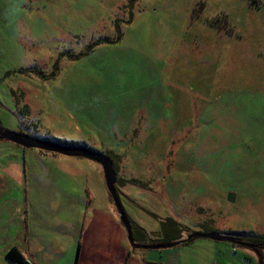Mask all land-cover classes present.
Listing matches in <instances>:
<instances>
[{"label": "rangeland", "instance_id": "374dc122", "mask_svg": "<svg viewBox=\"0 0 264 264\" xmlns=\"http://www.w3.org/2000/svg\"><path fill=\"white\" fill-rule=\"evenodd\" d=\"M0 121L108 151L117 182H144L117 186L149 229L173 216L191 230L264 233V0H0ZM52 155L62 154L0 140V165L17 157L28 174L12 181L30 188L41 244L55 235L51 210L85 203L77 167L91 189L102 169ZM195 240L201 264H253L257 253Z\"/></svg>", "mask_w": 264, "mask_h": 264}, {"label": "crops", "instance_id": "0c3cea01", "mask_svg": "<svg viewBox=\"0 0 264 264\" xmlns=\"http://www.w3.org/2000/svg\"><path fill=\"white\" fill-rule=\"evenodd\" d=\"M48 159L57 160L61 164L66 161L74 164L84 162L81 156L64 154L52 155ZM99 168L98 166V170ZM23 170L24 167L20 165L17 157L8 159L0 165V264H24L7 258V252L11 248H16L28 264H201L199 251L202 250L203 242H197L195 240L197 238L164 249L133 248L112 204L102 169L97 173L98 177H92L95 184L91 189L86 179L90 177H86L79 166L77 167L78 177L72 184L78 198L83 197L82 200L85 203L80 207L78 203H75L65 209L59 206L51 210L53 213L51 231L55 235L44 240V244L39 243L31 232L30 188L25 187L23 188L25 191L20 190L19 184L12 181L21 178L22 181L28 180V174ZM84 176L86 178L79 180ZM81 185L86 191L84 195L77 193ZM41 190L44 188L40 186L36 188V195L40 196ZM97 196L101 198V203H95ZM26 200H28L27 205ZM63 210L70 212L71 217L60 215L59 212ZM137 222L147 232L159 230V223L149 229L144 223ZM210 246L221 251L223 249L216 240ZM211 258L209 257L207 262L203 257L202 264H221ZM257 258L258 264H263L264 259H260L258 252L249 257L253 264L257 263Z\"/></svg>", "mask_w": 264, "mask_h": 264}, {"label": "water", "instance_id": "95a60500", "mask_svg": "<svg viewBox=\"0 0 264 264\" xmlns=\"http://www.w3.org/2000/svg\"><path fill=\"white\" fill-rule=\"evenodd\" d=\"M0 140H9L24 148H38L41 150H48L61 153L67 156H81L89 158L99 163L103 170L104 181L108 193L113 202V206L118 214L121 223L124 225L127 238L133 248L142 249H164L176 246L186 241L195 238H209L216 241H228L233 244L243 245L250 248L257 246L254 242L242 240L237 235L228 232H220L218 230H186L182 236L166 242H139L133 237V229L129 215L127 214L123 202L121 200L120 191L117 186V171L115 169L114 161L106 152L98 151L84 145H70L57 142L44 137L34 136L29 133L3 128L0 130ZM235 194L230 193L229 200L234 201Z\"/></svg>", "mask_w": 264, "mask_h": 264}, {"label": "trees", "instance_id": "16d2710c", "mask_svg": "<svg viewBox=\"0 0 264 264\" xmlns=\"http://www.w3.org/2000/svg\"><path fill=\"white\" fill-rule=\"evenodd\" d=\"M135 0H128V2H134ZM249 2L253 5H259L261 0H249ZM26 111L27 106H25ZM4 127L1 125L0 121V130H2ZM54 141L61 142L58 139H55ZM62 143V142H61ZM64 144H70V145H76L73 142L67 143L63 142ZM108 155V151L106 152ZM118 155V154H116ZM111 156V155H110ZM112 157V156H111ZM115 165V169L117 170L116 163L114 158L112 157ZM120 180L122 181L120 183ZM126 182H130L139 186L144 187V182L141 180H137L135 178H129V179H118L117 185L120 183L121 185L125 184ZM119 189V188H118ZM147 211V210H146ZM149 211V210H148ZM148 214L158 217V215L154 212H148ZM160 219V218H159ZM131 224H132V229H133V237L136 241L139 242H145V243H151V242H166V241H171L174 239H177L182 236V233L186 230H190L188 226L185 224L181 223L180 221L176 220L175 218L171 216H167L165 218H161L159 221V230L156 232H147L135 219L131 218ZM204 231L212 230L211 228L207 227H202L201 228ZM228 233L237 235L238 238L242 240H248L251 242H254L255 244H260V247L264 246V233H256L252 230H229ZM191 241V240H189ZM186 241V242H189ZM259 254V257L261 260L264 259V256H262V252L259 249L255 248ZM7 258L10 259V261H15L16 263H24L28 264L26 260L24 259L23 255L16 249V248H11L7 252Z\"/></svg>", "mask_w": 264, "mask_h": 264}, {"label": "flooded vegetation", "instance_id": "af4514ba", "mask_svg": "<svg viewBox=\"0 0 264 264\" xmlns=\"http://www.w3.org/2000/svg\"><path fill=\"white\" fill-rule=\"evenodd\" d=\"M248 241V240H247ZM253 248H257V249H261V247H260V244H257V246H255V247H253Z\"/></svg>", "mask_w": 264, "mask_h": 264}]
</instances>
